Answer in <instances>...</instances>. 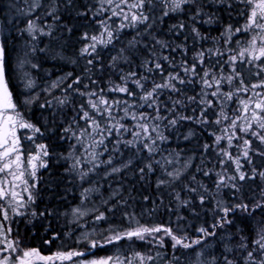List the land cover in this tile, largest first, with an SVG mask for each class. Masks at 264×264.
I'll use <instances>...</instances> for the list:
<instances>
[{
	"label": "snow or ice",
	"instance_id": "obj_1",
	"mask_svg": "<svg viewBox=\"0 0 264 264\" xmlns=\"http://www.w3.org/2000/svg\"><path fill=\"white\" fill-rule=\"evenodd\" d=\"M207 2L225 5L229 10L236 3L244 4L248 8L247 20L243 28L233 29L229 24L221 33V39L225 44L231 43L235 33L241 31L252 33L247 41V47L227 56L226 62L232 66L227 76L222 73L218 75L210 63L212 56L219 58L226 55L220 48L201 49L196 51L189 60L186 44H175L172 41L162 40L156 35L158 24L163 22L164 17L182 12L187 6L194 10L189 17L192 21L191 33L194 39H207L195 26L204 15L208 16L207 20H203L204 23L214 22V14L203 11L206 0H100L101 7L92 17L93 22L98 25V32H84L81 37L85 44L80 49V56L89 57L84 68V76L75 77L68 88H73V84H81L85 78L91 84H97V81L93 79L94 73L105 71V66L99 59L98 47L109 45L114 47L115 43L120 42L121 32L125 29H133L135 35L118 49L117 54L110 58L107 66L114 71L119 70L118 66L121 63L130 67L126 73L120 71L119 83L109 81L108 91L126 94L133 99L131 101L109 99L104 88L93 90L88 84L84 85V90L74 89L80 96L86 98V102L80 105L72 119V124L63 131L65 134L70 133L71 137L80 141L81 144L87 135L92 143L84 149L89 156L87 161L82 159L74 149L68 156H62V158L71 159V164L65 171L74 175L81 183L87 181L90 174L96 173L101 167H105L103 176L105 180L125 170H132L133 174L138 175L141 180L159 171L155 187L158 192L165 190L172 197L167 210L175 215V228L165 225L145 226L137 221L136 227L110 236L109 243L121 239L135 238L145 241L151 238L157 246L163 247L164 238L167 237L172 241L173 249L170 264H180V256L176 254L178 249H194L196 246H200L197 252L198 259L205 254L208 255L207 264H264V167L257 168L253 163L254 156L264 158V93L254 92V98L249 96L246 99H239L240 107L231 117L225 111L227 102L233 101L234 97L238 98L240 93L249 92V86L245 84L241 72L235 67L236 63L255 64L256 61L264 60V0H207ZM51 4L52 7L45 15L52 18L53 25L46 26L47 31L42 27L38 28L33 20H29L23 29L33 41L37 39L38 34L52 36L55 30L54 25L63 26L69 33L72 32V28L61 23L60 7L61 4L65 8L73 6V0H51ZM158 5L162 6L159 16L155 14ZM41 6L39 0H34L30 11ZM90 12L91 9H87L78 14L87 17ZM105 12H110L111 15L96 19ZM113 17L119 19L115 27L110 23ZM185 27V23L180 22L172 25L169 32L180 35ZM32 51L35 52L36 49L33 48ZM166 51L170 53L180 51L182 58L177 61L171 54L166 55ZM138 54L141 56L139 64L136 65L141 70L139 72L131 70L133 57ZM206 61H209L207 69ZM25 63L27 61L21 60L20 67L22 68ZM31 66L37 67L36 64ZM257 67L259 71L256 75L259 76L261 72H264V64ZM68 76L71 77L72 74L69 73ZM157 76L160 77L159 80L156 79ZM24 79L26 88L34 87V81L27 72L24 73ZM197 81L201 85L200 92L188 96L182 86L192 85ZM130 84L134 85L138 91L132 90L129 87ZM224 84L229 85L230 90L225 91ZM56 86V84L52 85V87ZM250 87L252 90L264 88V81L252 84ZM209 89L211 91H208ZM30 102L32 101H25V103ZM58 103L61 106L65 105L68 103L67 97L59 100ZM192 104L196 105L192 108V115L185 114L187 106ZM45 106L52 105L50 102L41 105V107ZM214 108L219 110L213 113L216 118L210 120L208 112ZM143 109L150 111H143ZM55 120L56 114L53 113V123ZM79 120L85 122L82 130H79ZM125 121L132 123L126 124ZM222 121L225 123L221 134L210 133L214 137L213 144L203 145L200 164L196 167V173L204 177H215L212 182L213 187L209 188L198 180L195 174L189 173L192 161L196 159L195 156H189L181 163L182 150L169 151L163 145L168 144L171 132L178 130L184 122L203 127L212 123L220 126ZM72 125H76L78 130L74 131ZM18 130H30L33 134L41 133V129L21 116L16 111V105L12 103L5 82V46L0 42V202H4L0 203V215L4 220L8 219L9 211L16 215H23L20 209L25 208L29 203H35L37 194L33 192V189L36 187V171L38 168L48 167L45 158L50 156L48 145L43 143L37 144L34 152L30 151L25 155ZM196 136L195 129L189 127L183 139L191 141ZM63 138L62 136L61 139ZM25 139L33 140V136H26ZM234 140L242 141V144L236 145L239 148L236 155L231 151ZM256 142H258L256 147H253ZM109 143L112 145L111 149L108 147ZM222 143L226 146H222ZM121 146L128 149L131 156L117 166L113 161L116 154L122 155ZM212 150H215L219 171L214 168L206 170L204 157ZM106 152L110 153L107 158L100 159ZM141 154H145L143 158ZM137 160H140L142 166L133 167ZM207 163L211 161L208 160ZM85 164L90 167L86 168ZM177 164L180 166L177 167ZM245 164L250 166V170L245 169ZM30 178L32 183L29 182ZM257 179L261 182L259 198L248 195L246 192V181ZM99 187L97 185L96 188H84L81 192V202L88 198V193L98 191ZM17 188H21V191H17ZM225 190L230 193L228 200L225 199ZM122 192L123 187H117L109 199L115 200L120 206L127 205L128 201L122 198ZM22 193L27 194L26 200ZM144 199L147 200L148 197ZM103 203L107 204L108 200ZM160 203L163 204V199ZM182 210H186L195 219H201L202 216L210 213L211 223L204 220L200 226L195 227L196 235L190 236L188 229L193 225L187 223L188 218ZM107 211L111 212L113 209L109 208ZM96 213L97 221L106 219L105 213L100 212L98 208ZM257 213L260 214L261 219L252 225L251 221ZM32 215L36 216L37 213L33 211ZM39 215L43 216L44 213L41 212ZM73 215L82 217L85 213L75 208ZM125 218L132 220L134 216L125 213ZM10 233L11 228L5 231L4 224L0 223V237H2L0 244H4V247L0 248V253L17 251L18 241L8 240ZM160 233L163 235H156ZM210 238L215 240L217 246L222 245L219 255L210 251L206 253V249L213 247V244L209 242ZM92 246H96L95 241L92 242ZM74 255H82V253L57 252L51 257H44L40 256L36 249H31L23 251L14 262L8 255H4L0 258V264H31L32 257L45 262L70 260ZM135 255L140 264H145L144 255L140 253ZM152 259V256L147 257L149 261ZM92 264H132V261L131 259L121 260L119 257L113 260L112 257H108L93 261Z\"/></svg>",
	"mask_w": 264,
	"mask_h": 264
},
{
	"label": "trees",
	"instance_id": "obj_2",
	"mask_svg": "<svg viewBox=\"0 0 264 264\" xmlns=\"http://www.w3.org/2000/svg\"><path fill=\"white\" fill-rule=\"evenodd\" d=\"M33 2L34 0H0V42L5 46V82L7 91L11 96L12 103L16 105V111L26 120L39 127L42 133L33 134L30 130H18V134L21 136L22 147L25 155H27L30 151H35L37 144L43 143L48 145L50 153V156L45 158L48 167L38 168L36 171V187L33 189V192L37 194L35 196V203H29L25 208H21L20 212L24 213L23 215H16L9 211L8 219L4 220L6 231L8 228H11V233L9 234L10 240L18 241L17 247L21 250L36 249L40 256L44 257H51L57 252L82 253V255L72 256L70 260H53L48 262L34 257L35 264H50L52 262L67 264L71 260L89 258L90 256H95V258L112 257L113 259L119 257L125 261L131 259L132 264H140L136 258V253L145 256V264H170L173 249L171 247L172 241L167 237L164 238L163 247L157 246L151 238L145 241L133 238L132 240L121 239L111 243L108 242V238L116 232L123 233L136 227L137 221L139 224L145 226L165 225L175 228V215L167 210L172 197L165 190L158 192L155 187L159 171L141 180L138 175L133 174L132 170H125L105 180L103 178L105 167H101L96 173H91L87 181L81 183L74 175L65 171L71 164V159L66 160L62 158V156H68L74 149L82 159L87 161L89 156L84 149L88 148V145L92 143L91 138L87 137V135L81 144L80 141L73 139L70 133L65 134L63 131L64 128L72 124V119L77 114L80 105L86 102V98L80 96L74 89L79 88L80 90H84V85L88 84L93 90L104 88L105 94L109 99H127L129 101L133 99L127 97L126 94L108 91L110 86L109 81L119 83L120 71L122 70L126 73L130 70V67L121 63L118 66L119 70L114 71L108 69L107 66L110 63V58L117 54L118 49L124 46L135 35V30L125 29L121 32L120 42L115 43L114 47L112 45L98 47L99 59L105 66V71L103 73H94L93 79L97 81V84L93 85L85 78L81 84H73V88H68V85L72 83L75 77L84 76V68L89 57L80 56V49L85 44L81 37L84 32H98V25L93 22L92 17L101 7L100 0H73V6L67 8L61 4V23L72 28V32L69 33L63 26L54 25L55 30L52 36L38 34L35 41L31 39L27 32L23 31L27 22L33 20L38 28L42 27L47 31L48 28L46 26H52L53 21L50 16L45 15L52 7L51 0H39L42 6L30 11ZM161 7L160 5L157 6L155 13L157 16L160 15ZM22 8H30L29 13L19 16V9ZM87 9H91L87 17L78 14ZM193 11L185 6L184 11L172 13L164 17L163 22L158 24L156 35L162 40L172 41L175 44H186L188 46L187 58L189 60L192 59L196 51H200L201 49L220 48L226 55L219 58L212 56L210 63L218 75L221 73L224 76L229 75L232 66L226 62L227 56L235 54L243 47H247V41L250 39L252 33L244 31L235 33L229 44H225L224 40L221 39V33L229 24L232 25L233 29L243 28L247 20V6L236 3L229 10L225 5H217L206 0V6L203 11L204 13L214 14V22L211 24L204 23L203 20L208 19V16L204 15L195 25L201 34L207 37L205 40L194 39L191 33L192 21L189 17L193 14ZM242 12L244 14H241ZM110 15V12H105L102 13L101 17H96V19ZM180 22H184L186 25L180 35L169 32V28L172 25ZM110 23L115 27L119 23V19L113 17ZM185 37H187V40H185ZM33 48L36 49L35 52L32 51ZM40 49H44V51H40ZM229 49L233 51L229 52ZM23 54L28 59V64L27 66L24 64L22 68L28 67L29 77L34 81V87L31 89L25 87L24 69L18 63ZM165 54H171L177 61L182 58L180 51L176 53L166 51ZM140 58V54L133 57L131 70L141 71L136 67L140 62ZM218 59L219 63H217ZM32 64H36L37 67L33 68ZM261 64H264V60L256 61L255 64L236 63L235 67L241 72L245 84L249 86V92L240 93L238 98L234 97L233 101L227 102L225 111L230 117L240 107L239 99H246L249 96L254 98V92L264 93V88L252 90L250 87L252 84L264 81V72H261L259 76L256 75L259 71L257 65ZM208 66L209 61H206L205 68L207 69ZM197 70L199 71V68ZM69 73L72 74L71 77L68 76ZM156 79L159 80L160 77L157 76ZM53 84L57 86L52 87ZM129 87L134 91H138L134 85L130 84ZM182 87H184V91L188 96L196 95L201 89L198 81L195 84ZM223 89L225 91L230 90V86L224 84ZM208 91H211V89ZM65 97H67L68 103L63 106L59 105L58 101L65 99ZM25 101L32 102L25 103ZM46 102H50L52 106L41 107V105H46ZM195 107V104L188 105L185 114L192 115V108ZM218 110V108L209 110L208 116L210 120L216 118L213 113ZM143 111L150 110L143 109ZM53 113L56 114L55 123H53ZM125 123L130 124L132 122L125 121ZM224 123L222 121L220 126L212 123L202 127L190 122H184L178 127V130L171 132L168 144L163 145L169 151L173 149L182 150L181 163L189 156H195L196 159L192 161L189 173L195 174L197 179L209 188L213 187L212 182L215 180V177H204L202 174L196 173V167L200 164L203 145L205 143L213 144L214 137L210 133L221 134ZM78 124L80 126L79 130L85 127L83 120H79ZM72 127L74 131L78 130L76 125H72ZM189 127L195 129L197 136L191 141H185L183 135L186 134ZM238 135L243 134L238 133ZM26 136H33V140L25 139ZM62 136L64 137L63 139H61ZM257 143H254L253 147H256ZM240 144H242V141H233L234 147L231 151L234 155L239 151L236 145ZM222 146L226 145L222 143ZM108 147L111 149V143L108 144ZM97 151H100V149H97ZM121 152L122 155L116 154L113 161L117 166L131 156V152L122 146ZM109 154L106 152L100 159H106ZM144 155L141 154V158ZM204 159L206 161V170L208 168H214L216 171L220 170L215 150L209 151ZM208 160L211 163H207ZM253 163L257 168L264 167V158L254 156ZM136 166H142L140 160H137L133 167ZM176 166L179 167L180 165L177 164ZM85 167H90V165L85 164ZM245 169L250 170V166L245 164ZM29 182H33L31 178ZM97 185L100 186L99 190L88 193V198L82 203L81 192L83 189L96 188ZM246 185L248 195L259 198L260 180L246 181ZM120 186L123 187L122 198L128 201L127 205L124 206H120L115 200L109 199L112 192ZM24 197L26 200V193ZM144 197H148V199L145 200ZM161 199H163V204L160 203ZM225 199H230L228 190H225ZM105 200H108L107 204L103 203ZM75 208H79L85 215L75 218L73 215V209ZM97 208L100 212L105 213L106 219L99 221L95 219ZM109 208H112L113 211H107ZM33 211L37 213L36 216L32 215ZM182 211L188 218L187 223L193 225L192 228L188 229L190 236L196 235L195 227L200 226L204 220L211 223L210 213L207 216H202L201 219H195L186 210ZM41 212L44 213L43 216L39 215ZM125 213L133 215L134 219L129 220L125 218ZM260 219L261 216L257 213L251 224L255 225ZM245 227H248V225H245ZM81 229L88 230L89 232L87 235L89 238L88 245L86 242L79 243L75 237L74 233L82 231ZM156 235L161 236L163 234ZM46 241H50V243H46ZM93 241L96 242L95 247L92 246ZM209 242L213 244V247L206 249V253L210 251L215 255H219L222 245L217 246L213 238H210ZM199 249L200 246L187 250L178 249L176 254L180 256V264H207L209 259L207 254L199 257V259L197 258ZM148 256H152L153 259L151 261L147 260Z\"/></svg>",
	"mask_w": 264,
	"mask_h": 264
},
{
	"label": "rangeland",
	"instance_id": "obj_3",
	"mask_svg": "<svg viewBox=\"0 0 264 264\" xmlns=\"http://www.w3.org/2000/svg\"><path fill=\"white\" fill-rule=\"evenodd\" d=\"M32 8V7H31ZM30 9V8H29ZM29 9H25V8H22V9H19V12H20V14H19V16H23V15H26L27 13H29ZM21 60H25V61H27V63H25V65L27 66V64H28V59L25 57V55L23 54L22 56H21V58L18 60V63L20 64V61ZM22 69H24L23 70V72L25 73V72H27L28 73V75H29V70H28V67L27 68H22ZM21 188H22V186H21ZM21 188H17L16 190L17 191H21ZM23 194V193H22ZM23 195H25V193L23 194ZM0 203H4V202H0ZM10 213H13L12 211H10ZM0 217H1V221H0V223H2V224H4V218H3V216L2 215H0ZM75 218H77V216H75ZM5 226V225H4ZM82 231H78V232H75L74 234H75V237L77 238V240H78V242L79 243H81V242H83V243H85L86 242V244L88 245L89 243V238L87 237V235H88V230H83V229H81ZM5 231H6V229H5ZM89 231H91V230H89ZM0 239H2V237H0ZM8 240H10V238H9V235H8ZM4 247V244H0V248H3ZM24 250H21V249H19L18 247H17V251L16 252H14V253H0V258H2L4 255H8L9 257H10V259L14 262L15 261V259H16V257L18 256V255H20V254H22V252H23ZM106 258H108V257H97V258H95V256H90L89 258H77V259H75V260H71L69 263H67V264H92V262L93 261H99V260H102V259H106ZM113 260H115V259H113ZM50 264H59V263H55V262H52V263H50Z\"/></svg>",
	"mask_w": 264,
	"mask_h": 264
},
{
	"label": "flooded vegetation",
	"instance_id": "obj_4",
	"mask_svg": "<svg viewBox=\"0 0 264 264\" xmlns=\"http://www.w3.org/2000/svg\"><path fill=\"white\" fill-rule=\"evenodd\" d=\"M31 264H35V258L34 257L31 258Z\"/></svg>",
	"mask_w": 264,
	"mask_h": 264
}]
</instances>
